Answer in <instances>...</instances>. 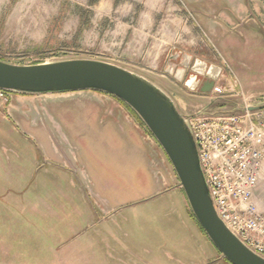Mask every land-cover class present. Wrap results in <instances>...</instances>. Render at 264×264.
I'll list each match as a JSON object with an SVG mask.
<instances>
[{"label": "rangeland", "instance_id": "obj_1", "mask_svg": "<svg viewBox=\"0 0 264 264\" xmlns=\"http://www.w3.org/2000/svg\"><path fill=\"white\" fill-rule=\"evenodd\" d=\"M67 59L143 75L183 115L264 122L244 111L264 105V0H0V61ZM147 130L105 93L0 91V264H230Z\"/></svg>", "mask_w": 264, "mask_h": 264}, {"label": "water", "instance_id": "obj_2", "mask_svg": "<svg viewBox=\"0 0 264 264\" xmlns=\"http://www.w3.org/2000/svg\"><path fill=\"white\" fill-rule=\"evenodd\" d=\"M212 70L218 72L217 68ZM192 71L197 72L195 67ZM206 76L215 77V74ZM213 85V80L204 83L201 93H211ZM0 91L37 96L93 91L121 100L134 111L164 151L188 208L224 260L230 264H264V257L241 243L217 216L200 168L198 150L186 122L191 115L179 112L173 99L156 83L127 68L91 59L34 65L0 61ZM263 109L264 105H251L244 111L251 113ZM197 115L205 114L199 111Z\"/></svg>", "mask_w": 264, "mask_h": 264}, {"label": "built area", "instance_id": "obj_3", "mask_svg": "<svg viewBox=\"0 0 264 264\" xmlns=\"http://www.w3.org/2000/svg\"><path fill=\"white\" fill-rule=\"evenodd\" d=\"M260 114L264 117V111ZM186 122L217 216L241 243L264 257V217L253 201L264 165V122L249 114L191 115Z\"/></svg>", "mask_w": 264, "mask_h": 264}, {"label": "trees", "instance_id": "obj_4", "mask_svg": "<svg viewBox=\"0 0 264 264\" xmlns=\"http://www.w3.org/2000/svg\"><path fill=\"white\" fill-rule=\"evenodd\" d=\"M192 216V218L194 219V221L197 223L201 233H204L203 229H201L200 225L198 224V222L195 220L194 216L192 215V213L190 214ZM228 262V261H227Z\"/></svg>", "mask_w": 264, "mask_h": 264}]
</instances>
